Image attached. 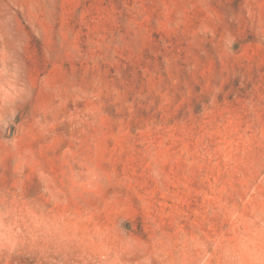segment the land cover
Wrapping results in <instances>:
<instances>
[{
	"label": "rangeland",
	"instance_id": "obj_1",
	"mask_svg": "<svg viewBox=\"0 0 264 264\" xmlns=\"http://www.w3.org/2000/svg\"><path fill=\"white\" fill-rule=\"evenodd\" d=\"M0 264H264V0H0Z\"/></svg>",
	"mask_w": 264,
	"mask_h": 264
}]
</instances>
